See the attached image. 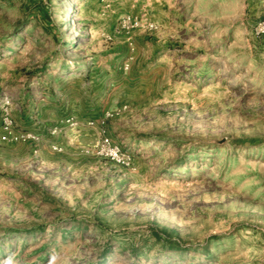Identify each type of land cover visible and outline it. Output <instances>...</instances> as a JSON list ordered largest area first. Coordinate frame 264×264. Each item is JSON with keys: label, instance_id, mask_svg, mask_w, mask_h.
I'll return each mask as SVG.
<instances>
[{"label": "rangeland", "instance_id": "obj_1", "mask_svg": "<svg viewBox=\"0 0 264 264\" xmlns=\"http://www.w3.org/2000/svg\"><path fill=\"white\" fill-rule=\"evenodd\" d=\"M0 264H264V0H0Z\"/></svg>", "mask_w": 264, "mask_h": 264}, {"label": "built area", "instance_id": "obj_2", "mask_svg": "<svg viewBox=\"0 0 264 264\" xmlns=\"http://www.w3.org/2000/svg\"><path fill=\"white\" fill-rule=\"evenodd\" d=\"M106 143H108V140L107 139H104L103 140V144H106Z\"/></svg>", "mask_w": 264, "mask_h": 264}]
</instances>
